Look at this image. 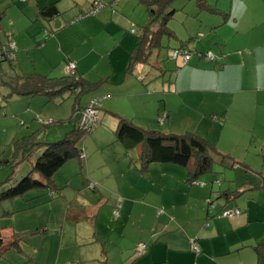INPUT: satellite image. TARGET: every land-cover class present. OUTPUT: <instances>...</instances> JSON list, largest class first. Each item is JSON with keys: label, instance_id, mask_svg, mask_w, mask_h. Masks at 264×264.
<instances>
[{"label": "crops", "instance_id": "0c3cea01", "mask_svg": "<svg viewBox=\"0 0 264 264\" xmlns=\"http://www.w3.org/2000/svg\"><path fill=\"white\" fill-rule=\"evenodd\" d=\"M35 1L26 7L28 20L13 21L12 27L18 25L14 32L1 24L7 38V42H3L1 34L2 46H15L13 59L19 61L23 75L63 77L72 73L69 66L75 64L74 73L91 83L101 82L97 90L104 88V95L128 81L126 78L116 82L111 76H103L96 82L91 73L96 65L85 69L88 65L84 59L76 55L75 60H71L68 55L72 49L82 48L71 41L72 30H76L78 40V35L83 39L88 36L86 39L91 42L92 37L95 41L101 33H112L113 28L128 26L131 20L119 12V20L115 21L116 13L105 9L79 25L73 22L78 12L64 15L60 3L63 0ZM68 1L73 5L75 0ZM207 1L220 12L219 15L200 13L203 33L214 42L205 44L203 41L204 45H196L187 65L175 60L180 72L166 95L175 94L180 108L191 110V113L187 111L189 114L183 122L193 124L194 112L198 117L197 135L238 164L232 168L236 170V182H233L236 187L224 192L216 189L215 184L219 182L216 172L203 175L193 183L189 181L188 169L181 166L152 163L143 170L140 147H135L134 153L128 156L125 152L130 149L118 145L117 152L121 155L108 159L109 168L92 167L88 172L95 180L81 183L89 184L95 191L89 194L84 187L89 201L84 204L77 196L64 212L60 208L61 218L54 221V234L49 226L43 229L42 218L34 217L25 220L24 230L3 231L7 239H11L14 232L21 239L16 247L10 244L4 247L0 264H264V258L261 259L256 250L264 244V176H260L263 187L258 188L259 174L252 166L259 155L263 156L264 149V0ZM51 5H55L60 14L46 18L42 11ZM113 10L117 12L116 7ZM211 16L222 18L212 19ZM36 23H39L37 29L29 27ZM47 32L56 36L45 37V41ZM66 43L71 45H63ZM136 49L137 46L129 49L126 58ZM208 53L216 57L214 63L207 60ZM21 55H26L22 62ZM27 62L33 64L25 74L20 63ZM125 64L124 54L122 65ZM139 70L143 72L144 68ZM190 97L195 104L189 101ZM205 108L211 111L214 126L203 112ZM165 115L169 121L173 117L171 111ZM186 128L192 129L183 124V131ZM172 131L175 132L174 128ZM216 163L221 165L219 159ZM252 192L260 193L255 198V194L249 195ZM237 207L242 211L240 215L225 217V212ZM37 229L43 230L34 232ZM28 235L39 242L31 255L26 251L31 246L25 238ZM52 238L57 249L46 246Z\"/></svg>", "mask_w": 264, "mask_h": 264}, {"label": "rangeland", "instance_id": "374dc122", "mask_svg": "<svg viewBox=\"0 0 264 264\" xmlns=\"http://www.w3.org/2000/svg\"><path fill=\"white\" fill-rule=\"evenodd\" d=\"M94 1L96 0H75L72 5L70 1L63 0L60 3L63 4L61 9L65 12L64 15L78 12L74 18V20H77L91 9ZM100 1L108 3L107 0H97V3ZM28 2L0 0L2 26L9 27L14 32L18 25L12 27L13 21L19 23L20 18L21 20H28L26 7L32 3L35 4L36 1L29 0ZM113 2L116 5L117 12H114L108 5L101 11L107 9L116 13L115 21L119 20L117 16L121 12L123 16L131 20V25L126 26L124 24L122 28H113L112 33L110 31L101 33L95 41L92 37L91 42L86 39L88 36L83 39L81 35H78V40L75 38L76 30H72L70 35L73 39L71 41L74 40L76 46L81 45L82 48L72 49L73 51L69 50L70 48L68 49V52L72 51L68 55L71 60H75L76 55L85 60V64L88 65L85 69H93V66L96 65L94 70L91 71L96 82L100 81L103 76H111L110 79H114L116 82H123L126 78L128 79L119 87L117 86L115 90H111V93H106L107 95L102 93L104 92L103 88L102 91H87L82 94L67 90L55 96H11V85L16 84L18 77L23 76V74L18 64L19 61H15L13 58L0 57V197L5 196V193L32 171L33 165L42 154V150L38 152L33 150L36 142L55 144L62 141L67 134L76 129L75 120L79 118L78 113H80V111H76L77 108L90 105L97 97L105 96L99 104L100 113L96 128L91 133L84 132L77 142V148L84 152L85 157H78L66 163L55 175V183L50 188L42 187L13 199L5 197V199L0 200V225L2 227L20 231L24 230V223L28 217L30 219H33V217L36 219L42 218L44 222L42 227L46 229L49 226L51 234H54V230H56L54 221L61 218L60 208L64 212L69 204L77 200V196L79 201H84L85 204L88 199L85 197L84 187L88 188L89 194L95 193L89 184L86 186L81 184L82 182H88L90 179L95 180L90 177L88 171L92 167L96 169L101 166L109 168L106 166L108 159H114L121 155L117 150L118 145L123 146V144L117 140L115 135L119 117L132 121L136 126L149 131L175 133L176 135L196 133L195 129L198 124L196 114L192 113L193 124L183 122V118L189 114L187 111L191 113V110L184 107L180 108V101L173 96L175 94L166 95L176 82L175 78L180 72L176 67L175 59L171 58L170 53L173 50L180 49L183 45L190 51H194L196 45L198 47L201 44L204 45L203 41L205 44L214 42L209 41V38L203 33L205 28L200 20L201 12L196 1L174 0L170 4L167 12H174V14L167 22L166 28L172 33L159 34L160 46L152 49L153 52L149 62L143 64L142 67L135 65L130 72H127V68L130 65L131 55L126 58V52L129 49L131 50L132 47L136 48L139 44L140 39L145 35L144 27L148 24L150 18L146 5L141 0H113ZM66 9H68L67 12L64 11ZM211 17H213L212 19L222 18L221 16ZM90 18L94 19L92 16H88L82 20ZM29 22L31 21L29 20ZM80 22L82 21L76 23L81 25ZM160 22H162V18ZM38 24H34L35 26L29 24V27L35 30ZM159 29V26H155L154 32L156 33ZM220 29H223V27ZM133 31L136 34H133ZM2 32H4L2 33V40L6 43L5 29ZM43 32H45L44 29ZM213 34L215 33L213 32ZM50 36L44 34L45 41L47 38L52 39L56 34ZM63 45L71 44L66 43ZM93 48H95V51H93ZM213 48H215V45H213ZM124 54L126 64L122 65ZM25 57L26 55H21L20 62ZM20 64L26 74L32 68L33 63ZM140 68H144V71L141 72ZM88 74H90L89 70ZM76 77L79 78L80 75L78 74L74 78ZM172 77L173 80H171ZM138 89H140L139 93H137ZM142 91L144 95L140 93ZM167 96L168 104H166ZM189 101L193 103L191 97ZM165 106L167 111H164ZM170 111L173 117L169 121L165 114ZM203 112L212 123L211 125L214 126L209 108H205ZM183 124L185 126L188 124L192 129L189 131L186 128L183 131ZM173 128L175 132L172 131ZM216 133H213L212 136L215 137ZM33 134L36 138H32ZM230 135L235 136L237 134ZM134 151L135 148H132L126 150L125 154L130 156ZM252 166H254V171L259 174L257 179L255 178L257 181L256 186L258 188L263 187V180L260 179V176H264V157L262 154L258 156V160H255ZM214 169V172L219 175V182L215 184L216 189L224 192L229 188L234 189L236 187L233 183L236 178V170L221 166L216 162ZM99 173L101 176V172ZM53 193L54 196H52ZM258 193L260 192H252L249 195L255 194V198H257ZM216 197L218 196L216 195ZM215 200L221 201L222 199L215 198ZM25 238L31 242V246L26 249L28 254L31 255L34 246H38L39 242L30 235ZM47 245L57 249L53 238L51 241L48 239ZM142 251L144 252L143 249Z\"/></svg>", "mask_w": 264, "mask_h": 264}, {"label": "trees", "instance_id": "16d2710c", "mask_svg": "<svg viewBox=\"0 0 264 264\" xmlns=\"http://www.w3.org/2000/svg\"><path fill=\"white\" fill-rule=\"evenodd\" d=\"M141 1L147 6V12L149 14L150 20L144 27L145 35L140 39L136 51L130 58V65L127 69L128 72H130L135 65L146 64L149 62V58L153 52L152 49L160 46L158 39L159 34L172 33L166 27L167 22L174 14V12H167L170 8V4L174 0ZM194 1H196L200 12H209L211 14L219 15V10L215 6L210 5L207 0ZM99 3H103L104 7L108 5L112 9H115L116 7L113 1L110 3L100 1ZM97 4V1L94 2L91 9H93ZM100 11L92 17L95 18L100 13ZM42 13L46 18H55L60 14L55 5L49 6L47 9L43 10ZM160 17L162 18V22H160ZM77 20L83 21L79 18ZM77 20H74L73 22H78ZM155 26L160 27L159 31L156 33L154 32ZM1 34L2 31L0 23V57H5V59L14 58L11 56V53H8L7 51V48L10 46V44H8L6 47L2 46ZM47 34L50 36L52 33L50 34V32H47ZM133 34H136V32L133 31ZM178 50L187 52L192 57V50L190 51L186 48V46L183 45ZM74 72L63 77H51L40 74H35L32 76H19L17 83L11 85L10 95L29 97L40 95L55 96L62 94L67 90L82 94L87 91H96L97 88L100 87L101 82L91 83L82 77L74 78L77 76ZM88 106L89 104L85 107L79 106L76 111H83ZM78 114L79 118L75 120L76 129L67 134L62 141L55 144L39 142L34 144L35 148L33 150L37 152L42 150V154L38 157L36 163L33 165L32 171L28 174V176L23 178L13 188H11V190L5 193V196H1L0 200L5 199V197L13 199L19 195H24L29 191L40 189L42 187L50 188L55 183V175L66 163L78 157H85L84 152L77 148V142L84 132L91 133L96 128V126L91 129H87L86 131L85 127H81L80 113ZM115 135L117 140L122 143L126 149L140 147V160L142 162L143 170H147L149 165L152 163L181 166L188 169L189 181L193 183H195L197 179L203 175L214 173V164L217 159H219L220 164L225 167L234 168L238 165L230 159L231 157L219 153L207 139L194 133L176 135L173 133L149 131L136 126L132 121L119 117ZM33 137H35V134H33L32 138ZM243 166L245 167V165ZM238 195H241V192H238ZM235 210H239L240 214L242 212L239 207L235 208ZM6 229L8 228L2 227L0 225V252L8 244H10L12 247H16L20 243L21 237H19L16 232H14V235L11 239H7L3 234V231ZM43 229H37L34 232H38ZM256 250L261 256V259H263L264 244L258 246ZM2 257L3 255L0 256V261Z\"/></svg>", "mask_w": 264, "mask_h": 264}, {"label": "built area", "instance_id": "2783aa9c", "mask_svg": "<svg viewBox=\"0 0 264 264\" xmlns=\"http://www.w3.org/2000/svg\"><path fill=\"white\" fill-rule=\"evenodd\" d=\"M22 1L27 2L28 0H22ZM103 8H104L103 3H98L96 6H94L93 9H90L86 14H83L81 17H79V19L82 20L84 17L94 16ZM7 51L8 53L10 52L11 56L13 57L14 56L13 54L15 52V46L13 44H10V46L7 48ZM172 57L177 61L181 60L182 64L186 65L190 61L191 55L184 51L175 50L172 53ZM207 60L209 62L214 63L216 57L212 53H209L207 55ZM75 69L76 66L74 64H71L69 66L70 72H74ZM101 100L102 98L100 99L96 98L85 110L80 111V124L82 128L85 127L86 131L87 129H91L98 124V117L100 113L99 104ZM263 155H264V151H263ZM52 195H54V193ZM115 214L118 215V212L116 211ZM239 214H240L239 210L228 211L224 213L225 217L228 218H233ZM196 251L198 250L196 249Z\"/></svg>", "mask_w": 264, "mask_h": 264}]
</instances>
